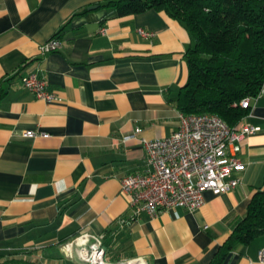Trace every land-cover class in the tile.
<instances>
[{"label": "crops", "instance_id": "crops-1", "mask_svg": "<svg viewBox=\"0 0 264 264\" xmlns=\"http://www.w3.org/2000/svg\"><path fill=\"white\" fill-rule=\"evenodd\" d=\"M100 3L0 0V81L7 88L0 101V263L89 264L78 253L102 235L110 263L209 264L264 189V92L241 119L259 130L241 141L242 167L232 173L238 186L206 191L193 211L136 214L121 179L147 169L144 140L178 128L176 100L194 40L165 11L119 16ZM56 36L60 49L42 54L40 45ZM30 71L58 100L24 87ZM262 248L264 234L237 245L221 264H264ZM55 250L76 256L55 259Z\"/></svg>", "mask_w": 264, "mask_h": 264}, {"label": "trees", "instance_id": "trees-1", "mask_svg": "<svg viewBox=\"0 0 264 264\" xmlns=\"http://www.w3.org/2000/svg\"><path fill=\"white\" fill-rule=\"evenodd\" d=\"M99 6L119 16L165 11L186 27L194 45L186 52L189 77L176 100L185 114H214L233 127L249 111L241 101L264 87V0H101ZM6 90L0 81V101ZM262 234L264 189L252 195L209 264H221L237 245Z\"/></svg>", "mask_w": 264, "mask_h": 264}, {"label": "built area", "instance_id": "built-area-1", "mask_svg": "<svg viewBox=\"0 0 264 264\" xmlns=\"http://www.w3.org/2000/svg\"><path fill=\"white\" fill-rule=\"evenodd\" d=\"M138 32L145 37L154 35V32L142 27L138 28ZM60 47L61 40L56 36L40 45V52H54ZM21 80L24 87L39 99L49 103L58 100L38 71L22 75ZM262 92L264 87L258 95ZM256 97L244 98L241 106L249 108L251 100ZM258 130L259 127L241 121L230 127L214 114H185L180 111L178 128L170 136L144 140L147 169L124 176L121 193L129 198L136 214L145 211L156 217L177 207H186L190 211L199 209L205 202L206 191L219 194L240 184V179L233 177L232 173L242 167L237 157L241 141ZM138 132L139 128L125 139L134 137ZM93 239L94 242L79 251V258L89 264H113L106 260L103 236H93ZM70 246L68 242L63 248ZM258 260L264 262V248L258 251Z\"/></svg>", "mask_w": 264, "mask_h": 264}, {"label": "rangeland", "instance_id": "rangeland-1", "mask_svg": "<svg viewBox=\"0 0 264 264\" xmlns=\"http://www.w3.org/2000/svg\"><path fill=\"white\" fill-rule=\"evenodd\" d=\"M67 254V255H66ZM76 256V253H66L60 250H55L53 253H51V257L57 259V258H63V257H74ZM129 260L124 261V264H126ZM133 261V260H132ZM131 262V261H129ZM123 262L120 263H113V264H122Z\"/></svg>", "mask_w": 264, "mask_h": 264}, {"label": "bare ground", "instance_id": "bare-ground-1", "mask_svg": "<svg viewBox=\"0 0 264 264\" xmlns=\"http://www.w3.org/2000/svg\"><path fill=\"white\" fill-rule=\"evenodd\" d=\"M126 264H145V263L140 260H133V261L131 260V262L128 261Z\"/></svg>", "mask_w": 264, "mask_h": 264}, {"label": "water", "instance_id": "water-1", "mask_svg": "<svg viewBox=\"0 0 264 264\" xmlns=\"http://www.w3.org/2000/svg\"><path fill=\"white\" fill-rule=\"evenodd\" d=\"M97 7H98V5H93V6L89 7V8L92 9V8H97Z\"/></svg>", "mask_w": 264, "mask_h": 264}]
</instances>
